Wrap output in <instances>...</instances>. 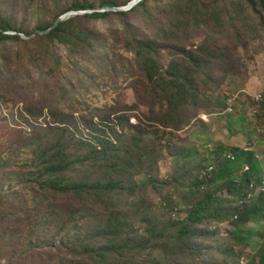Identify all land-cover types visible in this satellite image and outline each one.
Masks as SVG:
<instances>
[{
  "label": "trees",
  "instance_id": "1",
  "mask_svg": "<svg viewBox=\"0 0 264 264\" xmlns=\"http://www.w3.org/2000/svg\"><path fill=\"white\" fill-rule=\"evenodd\" d=\"M150 1L140 0L128 10H101L90 0H79L50 19L38 20L33 30L12 19L0 20V42L17 45L0 58V72L19 83L42 82L45 91L37 96L40 107L27 111L39 117L48 108L52 115V121L28 123L6 156H0V262L12 264L15 258L52 249L72 256L56 264H83V256L86 264H157V257L147 258L148 250H157L172 264H195L209 247L202 237L219 234L218 229L209 230L212 222L228 221L233 225L228 235L233 244L256 247L263 239L246 264H256L257 256L264 264V169L255 152L222 146L212 150L215 164L196 167L192 160L197 150L195 154L182 152L172 144L175 132L190 125L200 109L213 107L222 112L230 107L225 98L215 97L218 86L212 94L208 89L215 84L212 61L224 59L227 52L209 43L187 50L176 42L180 33L191 23H219L230 14V5L241 13L255 12L264 30V0H173L169 24L159 34L162 37L135 33L138 25L126 20L138 10L150 16ZM105 4L118 6L114 0ZM92 9L69 15L45 32L65 12ZM114 15L122 18L128 32L130 56L104 31L90 26L91 20ZM165 49H171L174 56L163 64L160 53ZM97 70L114 73V84L124 75L130 77L138 87L139 101L118 102L83 114L79 90L94 80ZM63 99L72 105L62 107ZM141 105L149 107L148 125L131 122V111ZM251 106L264 127V93ZM225 118L229 132L236 133L233 114ZM238 121L244 123V113ZM146 126L154 129V137L146 135ZM163 146L182 161L169 179L157 173ZM140 173H147L148 180L138 181ZM165 187L181 192L176 198L166 196L168 213L178 202L186 203L185 216L167 218L165 208L162 215L147 202L149 188ZM124 194L132 200L121 205L116 199ZM232 196L238 200H231ZM99 207L102 215L107 214L104 222L67 238L83 227L84 211L89 214ZM17 233L20 237L15 242ZM9 246L21 247L20 254L16 253L19 248L11 251Z\"/></svg>",
  "mask_w": 264,
  "mask_h": 264
},
{
  "label": "rangeland",
  "instance_id": "2",
  "mask_svg": "<svg viewBox=\"0 0 264 264\" xmlns=\"http://www.w3.org/2000/svg\"><path fill=\"white\" fill-rule=\"evenodd\" d=\"M90 1L95 5L96 9L103 10L105 7H110L106 4L103 5L106 0ZM114 1L118 7H121L131 0ZM171 1L173 0H151L149 6L151 10L150 16L138 10L126 17V20H131L138 25V30L135 29V33L162 37L159 35L160 31L165 26H168L172 14L170 10ZM239 1L241 2V0ZM76 2H79V0H0V20L4 18L12 19L14 24L23 26L27 30H33L38 20L50 19L54 14ZM230 10V14L224 15L219 23L212 22L202 25L191 23L186 27V31L181 28L182 32L178 41H176L187 50H193L201 44L209 43L227 52L224 59L212 61L211 70L214 72L215 84H212L208 89H210L209 94H212L215 93L214 89L218 86L215 97L225 98L230 107L222 112L216 111L213 107L200 109L190 125L175 132L172 144L176 150L182 152L188 151L195 154V150H197L198 153L195 154L192 160L193 166L196 167L215 164L216 159L212 154L214 149L222 146H239L253 150L257 158L260 159L264 169V127L255 119L253 107L251 106L252 101L261 99L264 93V30H261L260 17L250 9L241 13L230 5ZM90 26L104 31L111 37L114 45L119 50L125 51L128 56L131 55L125 40L128 32L122 24V18L114 15L107 20H91ZM15 48H17V45L12 41L0 42V58H4V55L10 49ZM160 54L163 64L168 63L174 56L171 49L162 50ZM95 72L94 80L83 83L79 90L83 93V105H81L83 114H88L91 109L97 107L104 109L106 106L118 102L131 104L139 101L138 87H135L136 83L134 85L133 80L127 75L120 77L117 83L114 84V81H112L114 73L106 75L98 70ZM41 83L34 81H31V83H19L10 79L5 72H0V156H6L10 146H13L19 133L28 127V123L43 124L52 121V115L48 108H45L44 113L39 117H34L27 111L39 106L37 101L41 98L37 96L45 91V85ZM59 105L69 107L72 104L70 101L63 99ZM148 111L149 107L145 105L134 109L131 111V122L139 123L143 121L147 124ZM228 113L233 114L234 119L232 122L238 130L233 134L226 127L227 121L225 117ZM242 113L245 115L244 123L238 121V117ZM79 115V112L75 113L77 118H79ZM98 118L100 117H95V120H99ZM153 130V128L148 126L146 135L154 137L156 132ZM179 162H182L181 159L178 156H174L168 147L163 146L162 158L158 164V176L161 179L171 178L173 173L180 167ZM136 179L140 182L147 181L148 174L140 173L136 176ZM182 190L184 188H181ZM178 193L181 192L176 191L173 187L155 190L149 188L147 190V202L158 209L162 215L163 208H165L164 212L167 218L183 217L187 212L186 203L179 204L180 202H178L175 210L170 213L167 211L168 206L164 203L166 196L172 195L171 197L176 198ZM221 194L229 196L226 190H221ZM231 198L234 201L238 200L233 196ZM116 200L120 201L121 205H126L132 199L129 198L128 194H124L118 196ZM88 212L89 214L85 211L83 212V227L72 231L67 235V238L76 237L77 234L82 232L85 234L97 222H104L105 218L103 216H107V214L102 215L101 207L96 208L94 212ZM261 224V230H264V220ZM250 226H254V224L250 223ZM138 227H141V223H138ZM232 228L231 222L213 221L209 226V230L218 229L219 234L212 238L202 237V240L209 247L206 251V256L195 259V264H223L224 261L228 264H246L250 261L252 255L258 252L261 247L263 239L260 238L259 242L261 243L256 247L252 245H235L228 238ZM19 237L20 235L17 233L14 241L16 242ZM60 239L61 237H58L55 241ZM16 247L19 248L16 253L20 254L21 247L9 246L8 248L13 251ZM149 251H147L149 260L157 257L159 260L157 264H172L166 259L167 256L161 252L157 250ZM241 255V260L238 261V256ZM67 257L72 258L67 252L47 249V251H37L25 259L19 258L17 260L21 264H56L62 258L67 259ZM15 259L12 264H19ZM259 259L258 256L254 258L256 264H260ZM87 260L83 256V264H86ZM0 264H7V262L3 260Z\"/></svg>",
  "mask_w": 264,
  "mask_h": 264
},
{
  "label": "water",
  "instance_id": "3",
  "mask_svg": "<svg viewBox=\"0 0 264 264\" xmlns=\"http://www.w3.org/2000/svg\"><path fill=\"white\" fill-rule=\"evenodd\" d=\"M140 0H131L129 1L125 6H121V7H118V6H114V7H105L103 10L105 9H112V10H128L130 9L131 7H133L136 3H138ZM95 9H92V10H72V11H68V12H65L63 14H61L60 16H58L54 22V24L48 28L47 30H45V32H48L50 29H52L54 26H56L58 24L59 21L65 19L66 17H68L69 15H72V14H77V13H85V12H94Z\"/></svg>",
  "mask_w": 264,
  "mask_h": 264
},
{
  "label": "built area",
  "instance_id": "4",
  "mask_svg": "<svg viewBox=\"0 0 264 264\" xmlns=\"http://www.w3.org/2000/svg\"><path fill=\"white\" fill-rule=\"evenodd\" d=\"M246 170H248L249 169V167L248 166H246V168H245ZM262 189V187L260 186V187H258V189H257V192L258 191H260Z\"/></svg>",
  "mask_w": 264,
  "mask_h": 264
}]
</instances>
